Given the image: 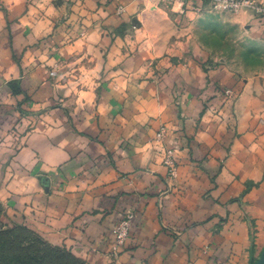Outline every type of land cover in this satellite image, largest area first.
Instances as JSON below:
<instances>
[{
	"label": "crops",
	"instance_id": "0c3cea01",
	"mask_svg": "<svg viewBox=\"0 0 264 264\" xmlns=\"http://www.w3.org/2000/svg\"><path fill=\"white\" fill-rule=\"evenodd\" d=\"M206 1L0 0L1 227L25 223L92 264L257 263L264 86L187 37ZM251 1L239 24L264 42Z\"/></svg>",
	"mask_w": 264,
	"mask_h": 264
},
{
	"label": "rangeland",
	"instance_id": "374dc122",
	"mask_svg": "<svg viewBox=\"0 0 264 264\" xmlns=\"http://www.w3.org/2000/svg\"><path fill=\"white\" fill-rule=\"evenodd\" d=\"M204 4L201 14L188 16L192 28L186 31L187 37L203 44L211 54V65L225 66L239 76L236 80L240 85L250 82L264 86V42L251 39L239 24L238 15L247 7L237 12L220 7L214 0ZM0 264L92 263L50 242L45 233L25 223H14L0 226Z\"/></svg>",
	"mask_w": 264,
	"mask_h": 264
},
{
	"label": "built area",
	"instance_id": "2783aa9c",
	"mask_svg": "<svg viewBox=\"0 0 264 264\" xmlns=\"http://www.w3.org/2000/svg\"><path fill=\"white\" fill-rule=\"evenodd\" d=\"M170 3H178L183 2L185 0H165ZM217 1L218 4L220 2V7H224L225 9H230L231 11H240L245 7H249L252 5L251 0H214ZM119 12H122V9H119ZM166 136V129L162 128L157 134V140L160 142L164 140ZM164 165L168 169V173L171 177H176L177 175V162L175 160L174 152L171 150L166 151ZM136 221V217L134 213H127L123 219L118 223L115 229L116 234V242L113 247V254L117 257L120 253V248L123 247L130 238V232L133 224Z\"/></svg>",
	"mask_w": 264,
	"mask_h": 264
},
{
	"label": "water",
	"instance_id": "95a60500",
	"mask_svg": "<svg viewBox=\"0 0 264 264\" xmlns=\"http://www.w3.org/2000/svg\"><path fill=\"white\" fill-rule=\"evenodd\" d=\"M256 264H264V251H263V253L261 254V256H260V258H259V260L257 261Z\"/></svg>",
	"mask_w": 264,
	"mask_h": 264
}]
</instances>
